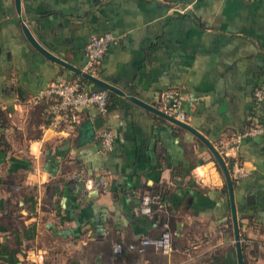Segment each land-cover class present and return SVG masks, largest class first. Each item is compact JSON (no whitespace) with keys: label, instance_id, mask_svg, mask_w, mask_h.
Returning a JSON list of instances; mask_svg holds the SVG:
<instances>
[{"label":"crops","instance_id":"crops-1","mask_svg":"<svg viewBox=\"0 0 264 264\" xmlns=\"http://www.w3.org/2000/svg\"><path fill=\"white\" fill-rule=\"evenodd\" d=\"M21 22L80 70L89 35L110 33L94 77L153 107L177 90L184 123L215 148L248 123L264 127V0H19V11L0 0V264H237L207 145L116 94L102 113L89 106L78 123L48 127L37 93L79 76L35 51ZM103 129L113 148L100 154ZM231 157L245 170L231 179L242 263L264 264V133ZM145 193L159 197L147 214ZM163 228L168 255L140 242Z\"/></svg>","mask_w":264,"mask_h":264},{"label":"built area","instance_id":"built-area-1","mask_svg":"<svg viewBox=\"0 0 264 264\" xmlns=\"http://www.w3.org/2000/svg\"><path fill=\"white\" fill-rule=\"evenodd\" d=\"M113 38L110 33L89 35L85 45L86 62L81 69L82 72L95 76L98 63ZM254 95L259 100L262 91L256 89ZM106 98L105 90L84 91L79 78L70 81H53L39 91L35 97L37 101H43L47 126L52 129H58L65 123H78L77 113L89 106H93L100 113L104 112ZM180 104L181 97L178 91L170 88L161 93L160 103L156 108L174 119L184 122L185 114L181 110ZM262 133H264L262 125L249 124L232 136L219 140L217 145H215V149L223 161L225 163L226 161L228 162V172L231 179L238 180L245 175V170L235 158L231 157V153L235 152L242 139ZM97 137L100 141L98 149L100 154H105L112 150L114 134L111 129L100 130L97 133ZM151 204H159V197L155 194H142L139 197L138 211L140 213H149ZM172 237L173 233L169 229L163 228L157 235L145 236L140 242L145 246L156 248L164 255H168L172 251ZM112 250L114 253H118L122 250V246L114 243Z\"/></svg>","mask_w":264,"mask_h":264},{"label":"water","instance_id":"water-1","mask_svg":"<svg viewBox=\"0 0 264 264\" xmlns=\"http://www.w3.org/2000/svg\"><path fill=\"white\" fill-rule=\"evenodd\" d=\"M14 5H15L16 11H19V0H14ZM20 28H21L23 36L25 37L27 42L30 44V46L33 49H35V51H37L44 58L61 65L62 67L72 71L73 73L77 74L78 76H81V77L87 79L91 83H93V84H95V85H97V86H99V87H101L107 91H110L116 95L125 97L129 101L136 103L137 105H140L141 107L149 110L150 112H152V113H154L160 117H163L164 119L170 121L171 123H174L180 127H183L185 129L189 130L190 132H192L194 135H196L199 139H201L207 145V147L212 152L216 162L218 163V165L222 171L224 180H225V184H226L228 196H229V201H230V214H231V223H232V229H233L234 246H235V251H236L237 264H243L242 259H241V252H240V242H239V234H238V228H237L236 211H235V206H234V202H233L232 180L229 176L228 169L226 168L223 159L218 154L216 149L210 143H208V141H206L199 133H197V131L195 129H193L192 127H190L186 123L174 119L173 117H171V116L163 113L162 111L158 110L156 107H153V106H151V105H149V104H147V103H145V102H143V101H141V100H139L133 96L126 95L123 91H121L119 88L111 85L110 83L104 82L97 77H94L90 74L82 72L78 67H75V66L67 63L65 60L51 54L49 51H47L43 47H41L33 39L30 32L28 31V29L26 28V26L22 22L20 23ZM98 120H100V117H98ZM96 122H97V120L93 121V126L95 128L97 126Z\"/></svg>","mask_w":264,"mask_h":264},{"label":"trees","instance_id":"trees-1","mask_svg":"<svg viewBox=\"0 0 264 264\" xmlns=\"http://www.w3.org/2000/svg\"><path fill=\"white\" fill-rule=\"evenodd\" d=\"M78 78H79V80L81 81L82 84L85 83V82H90V81H88L87 79H85V78H83L81 76H79ZM94 86H95V90L94 91H97V90H105V89H103V88H101V87H99V86H97L95 84H94ZM258 89H260V88H258ZM260 90L262 91V89H260ZM84 91H86V90H84ZM105 91H106V94H107L106 104H105V110H106L109 107L110 99H111V97L114 96V93H112L110 91H107V90H105ZM87 92H93V91H87ZM254 92H255V89L253 90V96L256 99V97L254 95ZM261 99H262V95H261V98L259 100L258 99H256V100L260 101ZM248 125H249V123L246 126H248ZM248 138H251V137H248ZM229 163H230V161H229ZM226 164H227V167L229 168V165H228V162L227 161H226Z\"/></svg>","mask_w":264,"mask_h":264}]
</instances>
